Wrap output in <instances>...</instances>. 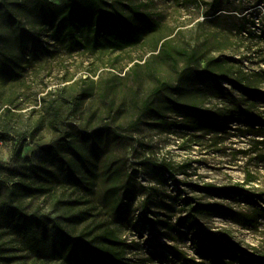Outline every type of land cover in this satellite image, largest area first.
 I'll return each instance as SVG.
<instances>
[{"label": "rangeland", "instance_id": "obj_1", "mask_svg": "<svg viewBox=\"0 0 264 264\" xmlns=\"http://www.w3.org/2000/svg\"><path fill=\"white\" fill-rule=\"evenodd\" d=\"M105 1L125 12L137 6L155 26L140 23L142 40L131 49L92 51L48 27L47 9L64 0H0V264H59L25 251L2 221L8 204L74 236L113 231L127 245L125 264H211L179 224L185 197L221 207L197 216L200 229L264 256V217L240 223L264 210V130L230 123L199 131L155 117L198 122L179 104L264 117V102L223 81L219 95L193 75L212 61V70L264 90V0H218L215 7L213 0ZM241 23L245 32L236 28ZM165 38L170 59L162 54ZM85 134L93 137L83 141ZM47 147L63 151L82 186L55 183L16 199L10 188L38 180L32 170ZM204 184L241 185L250 198L194 189Z\"/></svg>", "mask_w": 264, "mask_h": 264}, {"label": "trees", "instance_id": "obj_2", "mask_svg": "<svg viewBox=\"0 0 264 264\" xmlns=\"http://www.w3.org/2000/svg\"><path fill=\"white\" fill-rule=\"evenodd\" d=\"M217 4L218 0H213L211 5L215 7ZM127 9L128 12H125L105 0H64L56 11L47 9L48 18L46 13L44 17L54 36L63 41L73 45L78 43L92 51H122L140 44L142 40L140 23H146L150 28L155 26L150 15L141 12L137 6L129 5ZM236 28L239 32H245L247 26L241 23ZM262 33L264 34V29ZM161 48L164 57L173 58L166 41L162 43ZM211 63L212 61L207 62L203 68L194 71L195 79L210 81V89L219 95H225V89L221 86L223 81L243 96L264 102V90L247 85L238 77L231 78L226 72L212 70ZM178 107L192 113L199 123L194 122L191 126H184L168 122L159 113H155V117L169 127H186L199 131L218 130L221 125L230 123L264 130V117L241 107L226 115L195 106L179 104ZM92 137V134H85L82 140L88 141ZM4 138V134L0 132V140ZM67 147L71 145L67 144ZM43 152L42 164L32 170L38 180L14 184L10 188L11 195L16 199L42 194L48 185L55 183L82 186L81 178L75 172L72 163L66 160L62 150L47 147ZM194 189L213 198L232 196L243 197L246 200L250 198L248 191L241 185L215 187L204 184L195 186ZM181 202L186 215L179 220V224L187 233H192L189 239L195 245L200 259L211 264H264V256H256L231 243L225 236L197 226V216L215 212L214 209H219L220 206L194 203L190 197L183 198ZM2 215V221L9 224L11 233L25 251L37 259L58 261L59 264H125L127 245L111 230L106 229L93 239H89L85 233L74 236L59 223L50 221L49 224L40 217L27 214L20 206L12 204L3 207ZM261 217H264V210L255 209L250 215H243L240 223L251 226Z\"/></svg>", "mask_w": 264, "mask_h": 264}]
</instances>
